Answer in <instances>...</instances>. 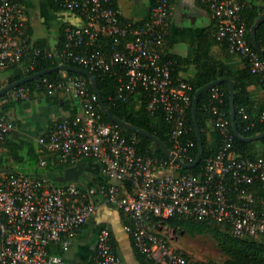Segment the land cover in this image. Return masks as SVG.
Returning a JSON list of instances; mask_svg holds the SVG:
<instances>
[{"label":"built area","instance_id":"obj_1","mask_svg":"<svg viewBox=\"0 0 264 264\" xmlns=\"http://www.w3.org/2000/svg\"><path fill=\"white\" fill-rule=\"evenodd\" d=\"M203 1L216 22L215 38L245 59L264 84V56L249 45L239 15L245 0ZM169 2L154 0L148 18L133 22L122 19L111 0H60L62 9L77 12L82 23L64 29L61 47L36 46L32 52L43 53L57 64L73 62L99 73L122 69L124 78L120 77L116 97L125 100L141 86L148 110L153 113L161 108L171 123V150L184 161L192 144L180 140L186 132L191 86L182 80L175 84L172 60L162 58ZM101 37L112 39L108 50L98 44ZM31 45L20 0H0V68L20 62ZM61 72L63 79L43 78L36 86L42 84L48 94L67 97L78 110L72 118L58 120L37 142L40 149L57 152L59 160L68 165L86 159L98 161L103 180L81 187L77 181L55 183L45 171L31 175L0 170V264H65L63 255L52 248L68 249L93 215L98 199L126 215L124 229L146 264H199L170 246L151 217L213 220L227 225L233 236L264 237V157L250 159L231 150L235 133L223 111L215 105L211 108L216 115L212 126L219 132L221 144L206 159L202 172L174 175L172 169L180 165L172 158L139 154L134 137L122 134L118 124L101 120L97 96L88 90L83 75ZM210 89L212 97L221 102L224 91L216 85ZM33 90L22 84L9 97L28 100ZM240 112L247 118L243 108ZM13 128L12 121L0 114L1 141ZM45 165V158L40 157L37 167L44 169ZM89 264H120L107 227L99 230Z\"/></svg>","mask_w":264,"mask_h":264},{"label":"trees","instance_id":"obj_2","mask_svg":"<svg viewBox=\"0 0 264 264\" xmlns=\"http://www.w3.org/2000/svg\"><path fill=\"white\" fill-rule=\"evenodd\" d=\"M153 1L154 0L151 1V5L153 4ZM52 2L54 8H62L60 5V0H52ZM111 6L117 8L115 0H111ZM263 12L264 0H262L261 3H258L255 0H245V6L239 13L240 19L245 24L247 41L253 49L256 48L252 43L251 26ZM120 17L124 20H127L121 15ZM215 30L216 22L213 19L212 25L202 30L198 37L196 48H198L199 52L196 56L197 67L194 75L182 80L189 83L191 86V89L188 91L190 95V104L186 107L185 110L186 132H184L180 136V140L182 142H192L187 150L188 156L187 158H184V161L186 162L193 161L198 150L194 120L192 116L193 95L199 87L213 80L227 77L233 83L235 122L240 135L243 137L253 136L264 131V116L261 117L262 112H264V101L260 105L255 107V103L251 98L249 90L247 89V86L251 82L253 77H257L263 87L264 84L260 80L259 76L253 74L250 71L249 64L245 59H242V67H237L236 65L227 63L225 60L215 57L210 53V45H213L216 42L222 44L223 50L228 54L231 52L228 48L227 43L220 42L215 38ZM255 38L260 48L264 49V20L257 26L255 30ZM126 39H131V36H127ZM111 41L112 39L110 37H101L98 41V44L102 49L108 50ZM31 44V47L23 56L20 62L0 68V70L2 71H8L7 78L5 81L0 82V87L9 82L32 74L36 71L47 69L57 64L55 60L46 57L45 55H43V53L34 55L32 52V48L36 46L46 49H49L50 47L44 44ZM62 44L63 40H61L56 48L61 47ZM258 53L264 56V52L258 51ZM162 58L172 60L171 75L174 83L176 84L179 80L176 77L175 56H170L162 52ZM69 64L88 69L87 67H84L83 65L77 63L69 62ZM91 71L96 77L97 85L106 107L112 112L114 116L149 131L161 141H163L170 149L173 147L171 138V123L166 120L165 114L161 108L157 109L153 113L148 110L147 95L145 90L141 86L136 87V89L132 93H130L125 100H121L116 97V92L120 83V77L124 78L122 69L116 67L114 70L106 73H99L95 70ZM66 74L75 75L76 73L66 72ZM43 78H46L48 81L63 79L61 71L53 70L39 77L30 79L23 83V85H28L34 89L31 92L30 97H32L33 94L36 93L39 96L44 97L46 101L58 103V96L60 94L50 95L46 92L42 84H40V86L38 87L36 86V84L41 82ZM85 79L88 90L91 93H94V90L92 89L88 78L85 77ZM216 86L220 87L224 91L223 99L221 102H218L215 98L212 97L211 89H207L199 95L196 105V117L200 126L203 143L202 158L194 167H174L172 169L174 175L201 173L206 159L209 156L215 154L218 150L221 144V136L217 129L212 126L213 119L216 116L211 109L212 106L215 105L219 109V111H223L225 113L230 122L229 127L231 130H233L232 120L230 116L228 81L222 80L221 82L217 83ZM11 90L0 95V114H3L15 125V123L19 122V119L14 118L15 116L10 117L9 112L11 110H14L15 112V108L17 106H21L22 102H24L25 100L10 98L9 92ZM62 106L68 110L67 117L69 118H72L78 110L76 103H70L69 100L63 101ZM240 108H243L245 110V112L247 113V118H244L241 115ZM96 109L100 113L102 121L113 123L112 120L109 119L100 110L98 103H96ZM251 121L253 122V124H251ZM209 124H211L213 128L212 131L209 128ZM118 127L121 129L122 134H124L126 137H134L136 139V150L139 154H142L144 156L163 157L165 159H168V156L164 152L162 147L151 138H148L141 134H137L120 125H118ZM209 134L212 137V142L208 140ZM0 147H2L5 150L6 154H8V156L16 162H22L25 157L29 166L37 165L39 158L44 157L46 161L44 171L46 172V174L52 180H54L55 183H63L57 179V175L61 174L63 172V169L69 165L59 160L57 152L40 149V147L37 148L34 141L27 140L23 137L14 139L13 137H11V131L7 134L5 140H0ZM231 150L242 157L250 159H255L259 156L264 157V137H261L257 140L245 141L234 136ZM21 151H24V153H21ZM28 160H31V162H29ZM0 163H2L1 160ZM8 169L15 170L13 166H2L0 164V170ZM102 180L103 179L85 180L84 182L77 181V184L81 187L84 185L89 186L96 183L97 181L100 182ZM161 221L173 228L182 227L187 229L202 230L205 227L209 229L213 236L217 239L220 249L227 255L222 262L213 264H264V240L259 239L262 236L236 237L229 232V228L227 225L218 224L213 220H196L183 215L171 216L165 219L159 217H151V223H153V225H160ZM52 251L60 253L61 248L55 246L52 248ZM180 252L187 257L194 259L185 252H182L181 250ZM140 255L145 263L143 255ZM196 261L199 264H206L199 260Z\"/></svg>","mask_w":264,"mask_h":264},{"label":"crops","instance_id":"obj_3","mask_svg":"<svg viewBox=\"0 0 264 264\" xmlns=\"http://www.w3.org/2000/svg\"><path fill=\"white\" fill-rule=\"evenodd\" d=\"M152 0H115L120 15L133 22H141L148 18ZM248 1V0H246ZM261 3L262 0H255ZM25 23V30L31 43L44 44L56 48L63 40L64 29L67 26L82 23V17L74 11L54 8L52 0H20ZM168 16V33L162 47V52L175 56V71L178 80L194 75L197 67V40L202 30L210 27L213 17L203 0H170ZM209 51L215 57L227 63L242 67V58L234 53H227L223 45L214 43ZM8 71L0 70V82L7 78ZM5 78V79H4ZM247 89L255 103V107L264 101V87L257 77H253ZM68 100L63 95L58 96V103L46 101L44 97L33 94L9 112L10 117L19 119L11 131L14 139L25 138L35 142L46 133L58 120L68 115V110L62 106ZM71 103L72 101L69 100ZM212 131L213 128L209 124ZM208 140L212 142L209 134ZM24 153V151H21ZM0 163L2 166H13L16 170L38 175L44 172L37 165L29 166L24 157L22 162H16L0 147ZM4 159V160H3ZM78 181L103 179L101 165L98 161L89 159ZM28 166V167H24ZM26 169V170H25ZM59 175V174H58ZM61 182V181H60ZM65 182V181H64ZM126 215L116 206L103 199L97 200L96 209L91 218L78 230L75 239L66 250L60 251L65 264H89L95 249L99 230L107 227L110 230V241L120 256V264H145L141 255L134 249L131 235L125 231ZM159 229L160 225H155Z\"/></svg>","mask_w":264,"mask_h":264},{"label":"water","instance_id":"obj_4","mask_svg":"<svg viewBox=\"0 0 264 264\" xmlns=\"http://www.w3.org/2000/svg\"><path fill=\"white\" fill-rule=\"evenodd\" d=\"M264 20V12L256 19V21L253 23V25L251 26V38H252V43L254 45V47L256 48L257 51L259 52H264V49L260 48L256 38H255V30L257 28V26ZM53 70H59V71H66V72H73V73H77V74H81L85 77L88 78L90 85L92 87V89L94 90V93L97 96V100H98V105L100 110L109 118L112 120V122L126 128L129 129L137 134H141L143 136H146L148 138H151L152 140H154L157 144H159L162 149L164 150V152L167 154V156L169 158H172L175 162H177L180 167L182 168H190V167H194L202 158V153H203V143H202V136H201V130H200V126L196 117V105H197V101H198V97L199 95L207 90L210 89L211 87H213L214 85H216L217 83L221 82L222 80H227L228 84H229V103H230V116H231V120H232V127H233V131L235 133V136L238 139L241 140H245V141H252V140H257L260 139L261 137H264V131L253 135V136H246L243 137L240 135L236 122H235V110H234V95H233V83L230 79H228L227 77H223V78H219L217 80H213L211 82H208L206 84H204L203 86L199 87L194 95H193V100H192V116H193V120H194V126H195V133H196V139H197V145H198V150H197V154L194 158L193 161L191 162H185L180 160L178 157L175 156V153L163 142L161 141L159 138H157L154 134L150 133L149 131L140 128L130 122H127L121 118H118L116 116H114L112 114V112L106 107L100 90L98 88L97 85V81H96V77L94 75V73L86 68L83 67H79V66H75L72 64H68V63H62V64H56L50 68L47 69H43L40 71H36L32 74H29L27 76H24L22 78H19L15 81L9 82L3 86L0 87V95L4 92H7L9 90H11L14 87H17L23 83H25L26 81L39 77L41 75H44L45 73H48L50 71ZM87 165V161H81L78 162L74 165H69L66 166L63 169V172L59 175H57V179L61 182L64 181H78L80 175L82 174V171L84 169V167Z\"/></svg>","mask_w":264,"mask_h":264},{"label":"rangeland","instance_id":"obj_5","mask_svg":"<svg viewBox=\"0 0 264 264\" xmlns=\"http://www.w3.org/2000/svg\"><path fill=\"white\" fill-rule=\"evenodd\" d=\"M28 161L31 162V160ZM158 231L166 236L170 246L206 264L220 263L227 256L220 249L211 231L205 227L202 230L173 228L161 221ZM259 239L264 240L262 237Z\"/></svg>","mask_w":264,"mask_h":264}]
</instances>
